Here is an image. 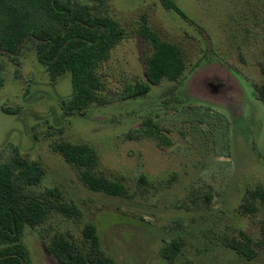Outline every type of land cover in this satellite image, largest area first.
Wrapping results in <instances>:
<instances>
[{
  "label": "rangeland",
  "instance_id": "1",
  "mask_svg": "<svg viewBox=\"0 0 264 264\" xmlns=\"http://www.w3.org/2000/svg\"><path fill=\"white\" fill-rule=\"evenodd\" d=\"M166 1L185 17L163 0L100 6L125 30L98 69L104 105L68 110L71 74L53 77L31 40L16 60L0 51V162L17 149L43 169L38 193L57 188L79 210L73 217L53 213L25 229L31 264H59L46 250L54 236L71 235L81 244L90 223L116 264H264L256 245L264 210H242L248 189L264 188V104L257 98L264 82V0ZM143 18L184 52L187 70L176 82L123 99L128 87L147 83L151 50L140 36ZM199 108L210 110L214 127L194 119ZM147 120L166 141L140 133ZM61 141L93 147L98 171L125 185L129 196L91 191L55 150ZM242 234L255 244L252 260L225 245ZM175 243L179 251L171 249Z\"/></svg>",
  "mask_w": 264,
  "mask_h": 264
},
{
  "label": "trees",
  "instance_id": "2",
  "mask_svg": "<svg viewBox=\"0 0 264 264\" xmlns=\"http://www.w3.org/2000/svg\"><path fill=\"white\" fill-rule=\"evenodd\" d=\"M104 1L0 0V51L16 60L25 41L31 40L37 48L39 61L53 77L71 74L73 96L66 104L68 110L80 111L92 104H107L109 101L100 96L102 83L98 69L110 50L124 38L125 30L118 21L101 12ZM163 2L185 17L173 3ZM140 36L151 50L146 59L147 83L128 87L123 99L144 96L151 86L164 80L176 82L187 70L184 52L163 40L146 18L142 19ZM262 72L264 74V69ZM2 84L0 64V86ZM257 98L264 104V82ZM201 111L202 108L194 110V119L214 127L210 110L207 114ZM145 125L140 130L142 135L166 141L152 120H147ZM55 150L78 171L80 180L91 191L121 198L129 196L125 185L98 171L100 161L93 147L61 141L55 145ZM43 173L38 163L24 158L17 149L8 161L0 162V264H31L22 241L27 227L36 228L53 213L67 217L79 215L78 208L66 203L59 189H49L45 193L34 189L41 183ZM145 182L142 176L141 184ZM246 196L243 212L255 214L264 210V188L248 189ZM225 245L248 260L256 256L255 244L246 235L242 234L240 240L226 239ZM256 245L264 250V227L261 242ZM180 247L175 243L171 249L179 251ZM46 250L59 264H116L103 250L97 226L92 223L85 227L81 244L71 235L57 233Z\"/></svg>",
  "mask_w": 264,
  "mask_h": 264
}]
</instances>
